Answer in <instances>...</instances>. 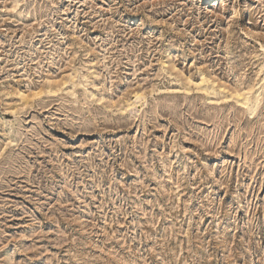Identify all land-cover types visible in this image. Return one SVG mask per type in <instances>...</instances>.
<instances>
[{
  "label": "rangeland",
  "instance_id": "374dc122",
  "mask_svg": "<svg viewBox=\"0 0 264 264\" xmlns=\"http://www.w3.org/2000/svg\"><path fill=\"white\" fill-rule=\"evenodd\" d=\"M0 264H264V0H0Z\"/></svg>",
  "mask_w": 264,
  "mask_h": 264
}]
</instances>
